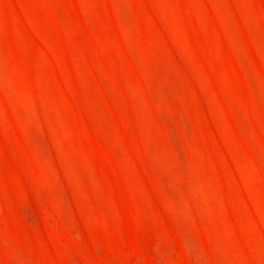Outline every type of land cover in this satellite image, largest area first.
<instances>
[{"label": "rangeland", "instance_id": "1", "mask_svg": "<svg viewBox=\"0 0 264 264\" xmlns=\"http://www.w3.org/2000/svg\"><path fill=\"white\" fill-rule=\"evenodd\" d=\"M0 264H264V0H0Z\"/></svg>", "mask_w": 264, "mask_h": 264}]
</instances>
